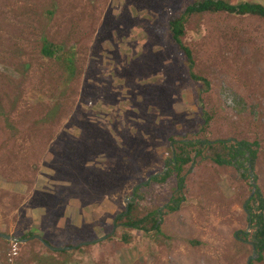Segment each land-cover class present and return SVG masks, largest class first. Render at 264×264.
<instances>
[{
  "label": "rangeland",
  "instance_id": "rangeland-1",
  "mask_svg": "<svg viewBox=\"0 0 264 264\" xmlns=\"http://www.w3.org/2000/svg\"><path fill=\"white\" fill-rule=\"evenodd\" d=\"M192 1L0 0V232L53 247L110 233L134 187L165 170L170 135L259 140L264 196V20L192 18L185 42L207 86L168 35ZM44 38L76 49L75 74L42 55ZM251 191L236 168L201 158L158 231L118 224L106 240L60 251L0 238V264H247ZM176 194L175 177L151 183L140 206L164 208Z\"/></svg>",
  "mask_w": 264,
  "mask_h": 264
},
{
  "label": "trees",
  "instance_id": "trees-1",
  "mask_svg": "<svg viewBox=\"0 0 264 264\" xmlns=\"http://www.w3.org/2000/svg\"><path fill=\"white\" fill-rule=\"evenodd\" d=\"M203 14L253 16L264 20V4L248 0L238 2L231 0H194L182 12L170 17L168 27L169 40L183 54L191 78L197 82H203L208 86L207 80L195 72L194 53L192 48L185 42L188 24L193 17ZM41 52L45 58L53 60L63 68V75L65 73L70 75L75 74L77 56L74 47L66 48L62 44L44 38ZM203 120L201 131L205 132L210 125L212 116L208 112H204ZM210 141L213 140L199 136L178 139L170 135L168 138V142H170L168 146L170 158H168L167 164L169 159L173 157V154H175V158L168 166L167 173L154 177L147 185H143L136 190L134 199L130 202L129 211L124 213V209L119 214V217L116 219L117 225L119 224L125 228L146 233L158 231L160 229L158 221L166 213H174L181 209L183 202L186 200V174L189 168H193L200 163L201 158H208L218 166L234 167L239 171L243 179L250 178V167L255 171L259 159V140L225 139L213 143ZM172 142L173 148L171 147ZM174 177L177 180V194L169 197L164 208H142L140 206L141 201L144 199L143 195H141L142 187L149 186L151 183L164 184ZM248 207L251 210L255 209L257 211L256 214L251 212L253 231L250 238L251 242L255 244L256 249L262 254L264 252V196L259 191L256 192L255 196L250 200ZM33 235V232H29L21 235L20 239H27ZM43 238L46 242L50 243L47 238ZM5 242L8 243L6 240ZM73 244L68 243L66 246H74ZM261 259L262 256L259 260ZM252 264H254L253 261Z\"/></svg>",
  "mask_w": 264,
  "mask_h": 264
},
{
  "label": "water",
  "instance_id": "water-1",
  "mask_svg": "<svg viewBox=\"0 0 264 264\" xmlns=\"http://www.w3.org/2000/svg\"><path fill=\"white\" fill-rule=\"evenodd\" d=\"M215 141H218V140H213V141H210L211 143L215 142ZM171 147L173 148V142L171 143ZM175 158V154H173V157L171 159H169L168 161V164L165 168V170L163 172H155L153 174H151L147 179H145L144 181H141L139 182L135 187H134V194L136 192V190L143 186V185H147L154 177H157L161 174H166L167 173V170H168V166L173 162ZM250 179H251V185H252V191L250 193V196L248 197V199L246 200V202L244 203V209L245 211L247 212L248 216H249V223H248V228L247 230L245 231V233H248L249 232V229L252 225V217H251V212H250V209L248 208V204L250 202V200L255 196L256 192H257V180H256V177H255V172L253 170L252 167H250ZM133 196L131 197H126L125 199V212H128L129 211V205H130V202H131V199H132ZM119 217V215L116 217V219ZM114 221V227L112 229V231L108 234H105L99 238H95L93 240H90V241H83L79 244H77L76 246H59V247H53L51 246L48 242L45 241V239L41 236V235H33L32 237L30 238H27V239H20L18 237H15V236H12L11 234H8V233H4V232H0V238L2 239H5V240H8V241H13V242H18V241H27V240H30V239H38L39 241H41L45 246H48L49 248H51L52 250H68V249H73V248H76V247H80L82 245H86V244H93V243H97V242H100V241H103V240H106L108 237L112 236L116 230V227H117V223H116V220ZM161 220L158 221V224L160 223ZM251 245H252V248H253V253L251 254V256H249V258L247 259V264H252V261L255 260L256 258H258L260 252L256 249V246L254 243L251 242Z\"/></svg>",
  "mask_w": 264,
  "mask_h": 264
}]
</instances>
